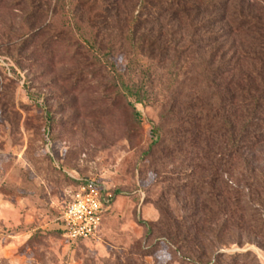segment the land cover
Segmentation results:
<instances>
[{"label":"rangeland","instance_id":"obj_1","mask_svg":"<svg viewBox=\"0 0 264 264\" xmlns=\"http://www.w3.org/2000/svg\"><path fill=\"white\" fill-rule=\"evenodd\" d=\"M222 2L226 12L180 13L162 0H63L56 13L57 0H44L42 17H28L23 2L0 5V264H194L166 238L160 218V210L177 223L186 215L191 164L146 152L170 98L197 93L203 68L260 69L243 54L264 46V0ZM248 16H261L256 34L249 24L235 29ZM133 18L138 47L128 37ZM118 73L146 84L142 104L120 94ZM171 124L163 126L169 139ZM250 173L264 179V144L247 148L224 177L231 190H245L246 203ZM83 179L104 185L114 201L99 236L73 244L58 218ZM197 199L200 224L215 230L218 221L203 217ZM247 250L264 264L254 244L220 252Z\"/></svg>","mask_w":264,"mask_h":264},{"label":"trees","instance_id":"obj_2","mask_svg":"<svg viewBox=\"0 0 264 264\" xmlns=\"http://www.w3.org/2000/svg\"><path fill=\"white\" fill-rule=\"evenodd\" d=\"M9 1L0 0V5ZM15 1L23 2L29 8L28 17L47 15L46 11L44 13L45 7H41L44 0ZM62 1L57 0L56 13L60 11ZM162 1L164 7L180 13L189 10H228L226 2L222 0H190L194 6L184 0ZM141 7L150 5L143 4ZM260 17L248 16L245 22L235 25L236 31L242 33L249 24L256 34L262 28ZM137 20L133 18L127 22L128 37L133 47L136 45L134 27ZM27 35L32 37L34 32L28 31ZM55 44L53 42L51 46ZM259 49L261 52L255 55L249 52L243 57H253L260 64V69L252 67L244 70L237 62L229 69L203 68L199 75V91L195 94L178 91L169 100L171 112L164 113L162 123L151 129L147 159L164 161L175 156H186L191 164V173L187 176L189 182L184 186L188 194L186 215L177 223L160 210V218L164 221L166 238L194 264H259L249 251L231 254L220 252V249L230 245L244 248L254 244L264 252V179L258 180L253 173L248 175L245 189L251 200L247 203L243 200L245 190H231L224 181L231 168L244 160L247 148L264 144V130L260 129L264 123L259 125L264 121V46H259ZM148 71L141 70L140 73ZM129 77V74L118 73L120 94L134 99L136 104H142L146 84L142 80L130 81ZM233 105L241 107L238 112L240 115L231 114L229 108ZM245 109L251 111L248 117L242 115ZM169 120L172 126L177 127L170 139L163 133V126L170 123ZM225 167H228V172H225ZM199 195L203 196V217L221 222L216 223L215 230H211L212 225L205 228V225L200 224L201 214L197 209ZM79 243L82 242L76 244Z\"/></svg>","mask_w":264,"mask_h":264},{"label":"built area","instance_id":"obj_3","mask_svg":"<svg viewBox=\"0 0 264 264\" xmlns=\"http://www.w3.org/2000/svg\"><path fill=\"white\" fill-rule=\"evenodd\" d=\"M58 218L62 237L73 244L95 240L114 201L111 190L93 179L79 180Z\"/></svg>","mask_w":264,"mask_h":264},{"label":"water","instance_id":"obj_4","mask_svg":"<svg viewBox=\"0 0 264 264\" xmlns=\"http://www.w3.org/2000/svg\"><path fill=\"white\" fill-rule=\"evenodd\" d=\"M248 251V250H247Z\"/></svg>","mask_w":264,"mask_h":264}]
</instances>
